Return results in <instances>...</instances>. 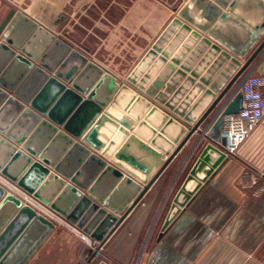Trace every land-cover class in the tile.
<instances>
[{
  "label": "water",
  "instance_id": "1",
  "mask_svg": "<svg viewBox=\"0 0 264 264\" xmlns=\"http://www.w3.org/2000/svg\"><path fill=\"white\" fill-rule=\"evenodd\" d=\"M254 71L264 74V0H186L124 77L11 8L0 24V108L12 113L0 114V171L99 243L90 262L170 165L184 154L179 177L200 151L161 239L228 160L224 117L241 111ZM0 213L14 219L0 264H26L55 224L1 185Z\"/></svg>",
  "mask_w": 264,
  "mask_h": 264
},
{
  "label": "crops",
  "instance_id": "2",
  "mask_svg": "<svg viewBox=\"0 0 264 264\" xmlns=\"http://www.w3.org/2000/svg\"><path fill=\"white\" fill-rule=\"evenodd\" d=\"M132 2V0H98L96 4L97 6L99 4L101 11L107 12L108 22L113 23V20H116L114 17H118L119 25L126 27L132 25L133 20L138 21L141 31L156 33L157 38L170 20L177 15L186 0H135ZM6 8L5 1L0 0V24L10 10ZM52 8L47 5L48 11ZM148 10H151L153 14H149ZM60 12L62 18L59 19V24L62 27L65 14L63 11ZM105 12H103L104 15ZM148 20L151 24L153 22V27L147 28ZM50 30L61 37L54 28ZM65 38L72 40L69 36ZM72 42L76 44L73 40ZM74 46L82 50L81 47ZM148 49L147 47L140 53L134 64ZM87 54L91 53L87 52ZM92 56L90 58L96 62L115 71ZM10 110L1 112L0 108V114L4 113L5 118L7 114H12ZM50 143L51 141H47V146ZM199 153L200 151L196 150L192 154L179 177L177 173L184 154L180 156L181 158L179 157L178 163L175 165L172 163L108 239L102 251L97 253L101 252L100 255L110 258L113 264H130L141 240L147 238L148 242L144 246L143 254L141 253L140 264H264V156H228L222 168L190 205L182 209L164 236L159 238L162 225L182 183H179V179L181 176L185 177ZM247 170L260 177L258 185L248 184L249 180L243 183L242 175ZM3 217L0 213V236L6 232L14 220L11 221L13 214L10 218ZM5 219L11 222L6 224ZM72 224L74 228L55 226L43 243L32 253L26 264H84L87 262L97 250L99 243L88 237L76 224ZM39 235L38 231L33 232L23 241V244L17 247L18 253L14 255L20 256L21 252H28ZM88 245L96 246L91 256L85 255Z\"/></svg>",
  "mask_w": 264,
  "mask_h": 264
},
{
  "label": "rangeland",
  "instance_id": "3",
  "mask_svg": "<svg viewBox=\"0 0 264 264\" xmlns=\"http://www.w3.org/2000/svg\"><path fill=\"white\" fill-rule=\"evenodd\" d=\"M6 4V10L11 8H16L17 10L24 11L31 17L35 18L47 28H54L57 32L61 34L62 38L70 37L72 40L66 39L73 45H77L82 48L85 52H82L88 57H95L108 65L111 72L124 77L126 76L139 62L134 64L140 53L145 48H150L154 43L156 38V33L153 32H143L138 25V21L132 22L130 26L119 25V18L113 20V23L108 22L107 15L104 11H101L97 6L98 0H4ZM133 2L135 0H132ZM132 2V3H133ZM127 3V1H126ZM45 4L46 7L41 9V6ZM47 5L49 7H54L55 12L63 11L65 14V20L63 21L64 26L60 27V22H54V18H48L45 15L47 10ZM105 12V15L104 13ZM149 14H153L151 10L147 11ZM103 16L104 18H102ZM153 18V17H152ZM113 19V18H112ZM138 20V19H137ZM150 20V18H149ZM148 20L147 28L153 27V22ZM63 35V36H62ZM72 37V38H71ZM156 38V39H155ZM91 54H87V52ZM146 52V51H145ZM144 52V53H145ZM91 55V56H90ZM135 65V66H134ZM106 67V66H105ZM262 127V126H261ZM260 127V128H261ZM238 156H264V127L261 130L253 134V136L247 141L246 144L241 148ZM181 176L179 183H181ZM147 239V238H146ZM142 239L139 247L137 248L136 254L130 264H139L142 260V252L145 248L148 240ZM96 250V246L88 245L85 250V255L91 256ZM102 251V250H101ZM101 252L97 253L94 259L87 264H113L114 262L109 258L100 255ZM142 253V254H141ZM86 257V256H85ZM86 259V258H85ZM84 263V264H85Z\"/></svg>",
  "mask_w": 264,
  "mask_h": 264
},
{
  "label": "built area",
  "instance_id": "4",
  "mask_svg": "<svg viewBox=\"0 0 264 264\" xmlns=\"http://www.w3.org/2000/svg\"><path fill=\"white\" fill-rule=\"evenodd\" d=\"M239 90L243 93V107L241 111L237 114H227L224 117L222 137L226 139V144L222 149L226 152L227 156H236L244 144L264 124V74H249L241 83ZM242 176L243 183L249 180L248 184L258 185L260 182V177L248 170ZM0 185L7 193L17 196L25 205L33 208L37 214L51 220L55 226L74 228L73 224L65 216L45 204L34 194L25 190L1 171ZM77 231L82 234L79 230ZM82 236L86 237L84 234ZM102 264L106 263L103 262Z\"/></svg>",
  "mask_w": 264,
  "mask_h": 264
}]
</instances>
